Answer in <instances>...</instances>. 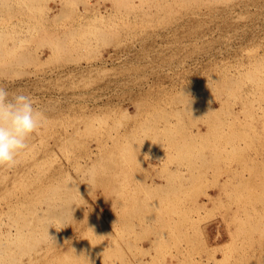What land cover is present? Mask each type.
Listing matches in <instances>:
<instances>
[{
    "label": "rangeland",
    "instance_id": "rangeland-1",
    "mask_svg": "<svg viewBox=\"0 0 264 264\" xmlns=\"http://www.w3.org/2000/svg\"><path fill=\"white\" fill-rule=\"evenodd\" d=\"M181 1L0 0V264H264V0Z\"/></svg>",
    "mask_w": 264,
    "mask_h": 264
},
{
    "label": "clouds",
    "instance_id": "clouds-1",
    "mask_svg": "<svg viewBox=\"0 0 264 264\" xmlns=\"http://www.w3.org/2000/svg\"><path fill=\"white\" fill-rule=\"evenodd\" d=\"M43 112L25 94L10 95L0 87V167L13 168L28 148L29 138L42 126Z\"/></svg>",
    "mask_w": 264,
    "mask_h": 264
},
{
    "label": "bare ground",
    "instance_id": "bare-ground-1",
    "mask_svg": "<svg viewBox=\"0 0 264 264\" xmlns=\"http://www.w3.org/2000/svg\"><path fill=\"white\" fill-rule=\"evenodd\" d=\"M176 1H179V2H180L181 0H176ZM182 1H183V0H182ZM182 1H181V2H182ZM184 2L186 3V0H185ZM184 2H183V3H184ZM196 2H197V0H196ZM192 3H194V1H193ZM192 3H190V2L187 1L186 4H189V5H190V4H192ZM189 5H188V6H189ZM139 6H140V8H145V9H148V10L153 9L154 11H157V12L159 11V8H157V9L155 10V8H153L151 5H147V4H146V5H143V4H140ZM198 6H199V5H198ZM194 7H196V5H195ZM191 8H192V7H191ZM172 9H174V7H173ZM148 12H149V11H148ZM59 215H60V214H59Z\"/></svg>",
    "mask_w": 264,
    "mask_h": 264
}]
</instances>
